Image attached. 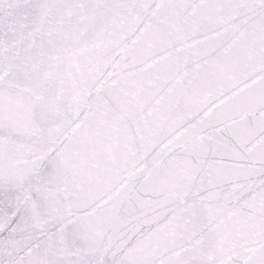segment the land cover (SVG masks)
I'll use <instances>...</instances> for the list:
<instances>
[{
    "label": "snow or ice",
    "instance_id": "1",
    "mask_svg": "<svg viewBox=\"0 0 264 264\" xmlns=\"http://www.w3.org/2000/svg\"><path fill=\"white\" fill-rule=\"evenodd\" d=\"M0 264H264V0H0Z\"/></svg>",
    "mask_w": 264,
    "mask_h": 264
}]
</instances>
